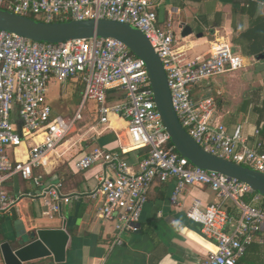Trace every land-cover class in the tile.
<instances>
[{
    "label": "built area",
    "instance_id": "obj_1",
    "mask_svg": "<svg viewBox=\"0 0 264 264\" xmlns=\"http://www.w3.org/2000/svg\"><path fill=\"white\" fill-rule=\"evenodd\" d=\"M167 1L0 0V10L39 16L45 23L105 19L138 29L162 62L173 109L186 133L206 152L264 175L260 129L254 131L255 142L250 146L241 125L228 132L217 122L212 97L195 100L192 95L193 88L203 82L242 70L245 61L223 38L210 42L205 55L189 58L179 44L171 14L164 22L158 19L157 10ZM248 1L256 2L243 0L242 5ZM75 78L83 83L81 109L72 118L53 114L46 99L48 83ZM88 101L95 102L97 124L106 126L104 131L112 116L127 122L117 150L96 145L75 163L79 173L100 168L94 189L84 195L94 203L97 217L112 225L116 234L112 247L122 246L124 235L139 232L151 186L174 179L172 205L180 206L179 196L193 186L207 187L220 199L206 208L195 201L186 212L216 250L209 251L200 264H236L264 233V196L244 183L194 167L176 152L156 109L144 63L115 39L49 44L0 31V209L13 202L3 190L4 183L19 176L42 187L38 195L28 196L42 197L46 214L59 213L65 196L62 183L43 186L34 170L48 169L57 148L77 130ZM101 133L95 131L90 140L96 142ZM141 149L148 152L134 170L126 156ZM20 153L25 160L18 159ZM246 197L251 198L246 201Z\"/></svg>",
    "mask_w": 264,
    "mask_h": 264
},
{
    "label": "crops",
    "instance_id": "obj_2",
    "mask_svg": "<svg viewBox=\"0 0 264 264\" xmlns=\"http://www.w3.org/2000/svg\"><path fill=\"white\" fill-rule=\"evenodd\" d=\"M242 1L168 0L157 10V14L160 22L171 14L179 44L189 58L205 55L209 43L219 38L228 42L232 52L243 58L245 67L242 70L205 81L193 88L192 95L195 100L212 97L217 122L222 123L228 132L241 125L243 135L252 146L256 129H260V140L264 141V61L255 60L264 52V0L248 1L247 6H243ZM187 25L193 33L182 38L181 32ZM52 81L55 80L48 85ZM67 82L80 83L78 93L83 94L80 78ZM65 83H59L60 88ZM48 88L46 99L53 114L72 118L81 109L82 99L74 112L67 110L58 99L51 102L47 96ZM97 120L96 113L94 121ZM113 120L116 126H112ZM105 127L97 124L89 128L91 138L95 131L102 132L96 136V142H92L91 138L84 140L88 133L67 138L55 151L47 170H34L43 186L62 183L65 196L59 203V213L46 214L43 198L28 196L38 195L42 190L33 182L13 176L4 183L3 190L13 202L0 209V244L8 242L17 249L24 242H30L37 230L63 229L69 237L64 262L55 263L53 257H48L26 264H200L212 245L203 237L201 227L187 218L186 212L195 201L206 208L220 203V199L207 187L193 186L179 196L180 206L172 205L171 196L176 186L174 179L151 186L139 232L124 235V244L112 247L116 236L112 225L97 217L94 203L84 195L94 189V176L100 168L94 167L83 173L75 169V163L93 146L108 151L118 149L121 137L125 136L127 122L112 116L109 128L104 131ZM9 155L12 157L11 152ZM18 159L23 161L25 156L20 153ZM126 159L135 170L139 157L133 154ZM225 207L230 215L237 216L230 204L225 203ZM170 217L182 228L175 230L167 222ZM237 264H264V233L247 247Z\"/></svg>",
    "mask_w": 264,
    "mask_h": 264
},
{
    "label": "water",
    "instance_id": "obj_3",
    "mask_svg": "<svg viewBox=\"0 0 264 264\" xmlns=\"http://www.w3.org/2000/svg\"><path fill=\"white\" fill-rule=\"evenodd\" d=\"M0 31L13 33L30 41L49 44L94 37L121 42L144 63L156 109L176 152L187 159L192 166L244 183L254 192L264 196L263 174L206 152L186 133L173 109L162 62L149 40L138 29L125 23L105 19L45 23L0 10ZM192 33L193 29L190 26H184L181 37H188ZM255 60L264 61V52L256 56ZM167 222L175 230L182 228L172 217L168 218ZM68 239L63 229H41L31 236L30 242H24V245L17 249L8 242L1 243L0 264H26L48 257H53L55 263H62L65 261Z\"/></svg>",
    "mask_w": 264,
    "mask_h": 264
},
{
    "label": "rangeland",
    "instance_id": "obj_4",
    "mask_svg": "<svg viewBox=\"0 0 264 264\" xmlns=\"http://www.w3.org/2000/svg\"><path fill=\"white\" fill-rule=\"evenodd\" d=\"M48 87L49 88H48L47 96L51 102L56 101L58 99L59 103L61 105L66 106L67 110L73 111V112L76 111V109L78 108V105L80 104L81 99H82V95H80L78 93L79 90L81 89L80 83L71 84V83L67 82L64 84L63 88L62 87L60 88L58 82L52 81L48 85ZM60 89H61V91H60ZM59 93H60V95H59ZM120 101H122V100H120ZM95 110H96L95 102L88 101L86 103L82 113H81V116L83 117L84 120L78 122L77 130L69 137H72L75 135L81 136L85 133L87 134L89 131V128L91 126L97 125V121H94L96 119V113H97ZM88 138L89 139L91 138V133H88L87 136L84 137V140H88ZM83 142H85V141H83ZM83 147H84V145H83ZM84 149L86 150L87 148H84Z\"/></svg>",
    "mask_w": 264,
    "mask_h": 264
},
{
    "label": "trees",
    "instance_id": "obj_5",
    "mask_svg": "<svg viewBox=\"0 0 264 264\" xmlns=\"http://www.w3.org/2000/svg\"><path fill=\"white\" fill-rule=\"evenodd\" d=\"M248 6H249V3H248ZM30 18L33 19V20H36V21L43 22V19H42L41 17H39V16H31ZM262 51H263V50H262ZM258 53H261V52H258ZM84 107H85V105L83 106V108H82V110H81V113H82ZM96 112H97V109H96ZM147 152H148L147 149H141V150H138V151H134V152L128 153L127 156H128V155L131 156V155H133V154H136V156L139 157V160H138V161L140 162L144 157H146ZM155 183H159V182H155ZM155 183H154V184H155ZM250 198H251V197H246V201H249ZM237 263H238V262H237ZM237 263H236V264H237Z\"/></svg>",
    "mask_w": 264,
    "mask_h": 264
},
{
    "label": "bare ground",
    "instance_id": "obj_6",
    "mask_svg": "<svg viewBox=\"0 0 264 264\" xmlns=\"http://www.w3.org/2000/svg\"><path fill=\"white\" fill-rule=\"evenodd\" d=\"M114 121V120H113ZM112 126H116V122H112ZM209 251L215 252V248L212 246L211 249Z\"/></svg>",
    "mask_w": 264,
    "mask_h": 264
}]
</instances>
